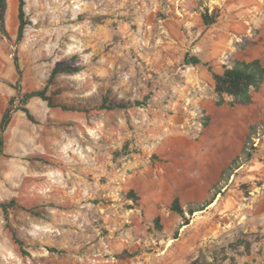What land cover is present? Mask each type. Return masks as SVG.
<instances>
[{
	"label": "rangeland",
	"instance_id": "rangeland-1",
	"mask_svg": "<svg viewBox=\"0 0 264 264\" xmlns=\"http://www.w3.org/2000/svg\"><path fill=\"white\" fill-rule=\"evenodd\" d=\"M18 8L19 0L9 3L11 40L0 35V120L11 98L15 109L45 89L58 64L76 57L82 70L49 84L56 106L27 103L34 121L15 109L0 157V201L16 199L41 216L0 209V264H207L210 251L219 264H264V85L246 132L248 119L217 106L208 69L184 65L188 51L217 72L237 61L264 65V0H26L31 24L16 45ZM194 11L213 13L216 23L189 28L184 19ZM102 91L140 105L100 111ZM173 137L180 149L159 154ZM166 164L185 165L181 175L201 186L216 179L202 197H217L214 207L192 216L181 203L185 232L171 203L147 211L150 183L173 184ZM14 235L27 241L23 250ZM250 239L262 243L253 253Z\"/></svg>",
	"mask_w": 264,
	"mask_h": 264
},
{
	"label": "trees",
	"instance_id": "trees-1",
	"mask_svg": "<svg viewBox=\"0 0 264 264\" xmlns=\"http://www.w3.org/2000/svg\"><path fill=\"white\" fill-rule=\"evenodd\" d=\"M9 0H0V35L11 40L9 33L6 28V18L8 12ZM18 19H19V27L16 39V45H19L24 39L27 27L31 24L30 20L26 15V0H19V8H18ZM203 20L207 27L212 26L216 23V18L212 14L208 12L203 14ZM16 68L21 75V69L18 60L15 61ZM184 65L185 66H204L211 73L213 81H214V92L218 96L217 106H223L224 104H228L231 108L236 106H249L253 103V95L261 91L264 85V65L259 59H255L249 62L246 61H237L233 66L222 65V71L217 72L214 69V65L212 62L203 61L198 55L192 54L191 51H188L184 56ZM82 69L77 65V58L74 57L72 59H68L63 63L58 64L52 71L49 83L43 90L34 91L29 94L24 95V99L21 100L20 105L15 107L16 110L24 112L27 117L34 121V117L31 113V110L27 107V103L34 99L40 98L44 102H47L50 107L56 106L53 103L52 97L47 95V90L49 84L59 75H72L80 72ZM21 78V77H20ZM226 98H230L231 100L227 102ZM17 101L16 97H13L9 101L10 108H8L2 115L0 120V157L4 156V146L5 140L4 136L6 131L8 130L10 123L13 118V114L15 109L11 107L15 106V102ZM140 103L136 102H127L122 99H118L113 96L111 91H102L101 99L96 103V107L100 111H116V110H129L135 106H139ZM64 110H68L67 107H62ZM210 118L207 115H203L202 122L205 127L208 126ZM219 194H222L220 191ZM129 198L135 202H140L139 195L134 191H129ZM213 201L211 202H199V203H189L188 204V213L190 215H194L196 212L204 211L208 208ZM54 205H44V208H48ZM15 208H20L25 211H29L36 216H41V213L37 211L35 208L29 209L27 206L22 205L16 199L8 200V201H0V209L4 212L6 216L14 210ZM170 209L179 214L183 221L184 225H189V220L185 215L184 208L181 204L179 197H176ZM155 228L158 231L163 229L161 225V216L158 215L153 221ZM16 243L23 250V245L27 244V241L24 239H20L17 235H14ZM31 245V243H29ZM38 244V243H37ZM34 243V245H37ZM247 244L246 248H250V243Z\"/></svg>",
	"mask_w": 264,
	"mask_h": 264
},
{
	"label": "crops",
	"instance_id": "crops-1",
	"mask_svg": "<svg viewBox=\"0 0 264 264\" xmlns=\"http://www.w3.org/2000/svg\"><path fill=\"white\" fill-rule=\"evenodd\" d=\"M189 13H190V15H189ZM184 23L189 28L194 26L195 23H197L199 26H201V25L203 26L204 25L205 28L207 27L205 25V23H204L202 15L199 12H196V11L188 12V14L186 15V18L184 19ZM198 28L201 30V27H198ZM196 34H197V32L194 30V36H195L196 39H198L199 36L201 35V33L198 32L197 36H196ZM205 45H206V42L203 41V40L198 42V49L200 51V55L205 50V47H204ZM197 67H199V66H197ZM211 82H212V80H211ZM250 106L251 105H249V106H237V107L231 108V110H233L232 111L233 114L238 115L240 117H243V118H246V119L249 120V121L247 120L248 122L245 121V122H247V124H246V132L248 131L249 125L252 124L253 121H254L253 117H254L255 112L252 109H249ZM175 138L176 137L171 138L172 140L167 138L165 140V146H163V148H161L158 151L159 154H168L169 153L168 152L169 149H170V154H174L173 152H177L180 148L176 147V146H174L172 148V146H171V142L176 141V139H178V138H176V139ZM185 150H184V152H185ZM233 159H234V156L231 155V157H229V159L227 160L225 165L227 166L228 163H230V161L233 160ZM225 165L220 167V170H222ZM164 169L175 173V176L172 179L173 180V184L170 187L169 186L166 187V188L162 187L160 190H157V189L155 190L154 183L153 182L150 183V189H148V190L150 191V194H152L153 196H152L151 201H148V203H146L147 204V208H148L147 211H148V214H150V215H153V214H155L157 212H160V210L158 208L159 205H168L170 203L172 204L173 200L176 197H179V199H180L182 204L183 203L184 204H186V203L188 204V203H199V202H202L203 201L202 197L206 196V194L208 193V190L212 189L211 186H213L214 182L216 181V179H214V181H212L211 184L207 183V185L201 186V185L197 184V182L196 183L195 182L192 183V181L186 180V177H183V175H181V173L186 175V174H188L189 169H187L185 167V165H183V164H178L176 166L172 165V164H169V165L166 164ZM184 170H185V172H184ZM174 185H176V187H178L179 190H177L176 187H174ZM163 193L168 194L167 195L169 197L168 200H164L163 199V195H165ZM141 194L145 195V192H142ZM146 196L149 198V196L147 194H146ZM180 196H184V199H182ZM215 199L213 200V203L210 205V207H214L213 205L215 204V201H216V204H217V201L219 199L217 197ZM150 205H152L154 207L153 210L152 209L149 210ZM184 228H187V229H184V232L189 229V227H187V225L184 226ZM249 242H250L251 253L254 252V250H253L254 246L255 247H257L258 245L262 246L261 241H260V243H254L253 244L251 239H250ZM223 248H225V247H223ZM227 248L228 247L225 248L226 251H228V249H229V248L228 249ZM213 252L214 251H210V254H211L212 258L208 257L207 264H219L220 263V262H216V260L217 261L219 260V257H220L219 253H213ZM225 262H228L226 264H233V263H229V260L224 261L222 264H225Z\"/></svg>",
	"mask_w": 264,
	"mask_h": 264
},
{
	"label": "bare ground",
	"instance_id": "bare-ground-1",
	"mask_svg": "<svg viewBox=\"0 0 264 264\" xmlns=\"http://www.w3.org/2000/svg\"><path fill=\"white\" fill-rule=\"evenodd\" d=\"M13 2V0H9V3H12Z\"/></svg>",
	"mask_w": 264,
	"mask_h": 264
}]
</instances>
